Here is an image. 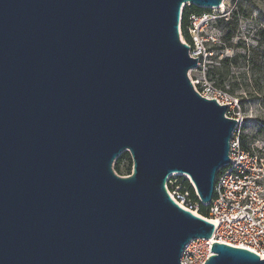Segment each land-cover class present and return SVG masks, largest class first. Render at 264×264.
Listing matches in <instances>:
<instances>
[{"label": "water", "instance_id": "1", "mask_svg": "<svg viewBox=\"0 0 264 264\" xmlns=\"http://www.w3.org/2000/svg\"><path fill=\"white\" fill-rule=\"evenodd\" d=\"M222 1L0 0V264H180L211 237L165 184L185 176L206 205L229 163L236 120L194 89L179 33L183 3ZM209 252L203 264H264Z\"/></svg>", "mask_w": 264, "mask_h": 264}, {"label": "built area", "instance_id": "2", "mask_svg": "<svg viewBox=\"0 0 264 264\" xmlns=\"http://www.w3.org/2000/svg\"><path fill=\"white\" fill-rule=\"evenodd\" d=\"M223 10L224 6L219 5L211 11L188 17L189 39H182V42L188 44L190 56L197 59L195 68L204 67L212 55L210 45L215 44L217 38L207 34L205 27L221 19ZM179 33L181 35L180 24ZM192 84L201 96L215 99L221 105L228 104L225 115L235 119L236 124L229 140V163L216 174L212 199L205 205L208 214L203 217L214 223L212 235L209 239H193L186 243L180 264H203L212 254L209 251L213 242L245 248L264 259V159L242 147V120L234 112L237 99L211 85L199 91L196 82ZM177 176L172 174L165 184L169 197L181 208L200 215L190 192L177 182Z\"/></svg>", "mask_w": 264, "mask_h": 264}, {"label": "rangeland", "instance_id": "3", "mask_svg": "<svg viewBox=\"0 0 264 264\" xmlns=\"http://www.w3.org/2000/svg\"><path fill=\"white\" fill-rule=\"evenodd\" d=\"M223 2V17L205 27L207 34L217 38V42L210 45L212 55L204 67L190 69L188 76L192 83L196 82L195 87L199 91L211 85L237 99L234 112L242 120V144L264 159V0ZM183 4L182 11L189 6L188 3ZM234 10L237 11L236 16L230 18ZM227 18L230 23L225 22ZM228 31L233 34L226 39ZM181 39L184 40L182 34ZM117 164L118 172L115 170ZM112 167L122 176L127 174L128 167L131 172L129 152L120 153Z\"/></svg>", "mask_w": 264, "mask_h": 264}, {"label": "trees", "instance_id": "4", "mask_svg": "<svg viewBox=\"0 0 264 264\" xmlns=\"http://www.w3.org/2000/svg\"><path fill=\"white\" fill-rule=\"evenodd\" d=\"M207 11H208V10H202L201 8L196 7V6H193V5H189V6H186V7L184 8V10L182 11L181 21H180L181 34H182L184 40L187 41V40L189 39V35H188V32H187V28H186L187 25H188V17H189V15H190V14H201V13H203V12H207ZM236 13H237L236 10L232 11L229 17H230V18H234V17L236 16ZM222 21H224V20H222ZM225 22H226V23H230V22H229V18H227ZM232 34H233V32L228 31V32L226 33L225 38H226V39H229V38L232 36ZM225 61H226V60H225ZM241 144H242V141H241ZM242 147H243V149L247 150V149L244 147V144H242ZM115 170H116L117 172L120 170L118 164L115 166ZM127 170H128V172H127L126 175L131 174V172H130V167H128ZM121 174H122V173L119 172V175H121ZM177 182H179V183L181 184L182 187H184L185 189H187V190L190 192V196H191L193 202H194L195 204H197V206H198V214H200L201 216L206 217L207 214H208V211H207V210H208V207L205 206V205H203V204H201V203L199 202L198 198H197V197L195 196V194H194L193 187H192V185L190 184L188 178H186L185 176H182V175H178V176H177Z\"/></svg>", "mask_w": 264, "mask_h": 264}, {"label": "bare ground", "instance_id": "5", "mask_svg": "<svg viewBox=\"0 0 264 264\" xmlns=\"http://www.w3.org/2000/svg\"><path fill=\"white\" fill-rule=\"evenodd\" d=\"M224 1V0H223ZM222 1V3H221V6L223 7L224 6V2ZM187 176V175H186ZM188 177V176H187Z\"/></svg>", "mask_w": 264, "mask_h": 264}]
</instances>
